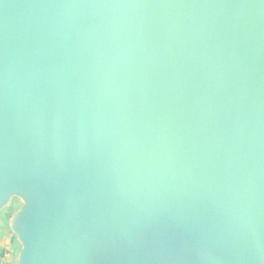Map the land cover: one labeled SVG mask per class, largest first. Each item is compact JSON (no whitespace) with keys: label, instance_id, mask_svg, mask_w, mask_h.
<instances>
[{"label":"water","instance_id":"95a60500","mask_svg":"<svg viewBox=\"0 0 264 264\" xmlns=\"http://www.w3.org/2000/svg\"><path fill=\"white\" fill-rule=\"evenodd\" d=\"M5 211L14 264H264V0H0Z\"/></svg>","mask_w":264,"mask_h":264},{"label":"crops","instance_id":"0c3cea01","mask_svg":"<svg viewBox=\"0 0 264 264\" xmlns=\"http://www.w3.org/2000/svg\"><path fill=\"white\" fill-rule=\"evenodd\" d=\"M20 250V244L12 233L6 217H0V263L14 264Z\"/></svg>","mask_w":264,"mask_h":264},{"label":"rangeland","instance_id":"374dc122","mask_svg":"<svg viewBox=\"0 0 264 264\" xmlns=\"http://www.w3.org/2000/svg\"><path fill=\"white\" fill-rule=\"evenodd\" d=\"M21 205H22V202L19 199H15L12 201L7 211L12 213L13 211L17 210ZM3 215L5 217L6 211L3 212V214H1L0 216H3Z\"/></svg>","mask_w":264,"mask_h":264},{"label":"trees","instance_id":"16d2710c","mask_svg":"<svg viewBox=\"0 0 264 264\" xmlns=\"http://www.w3.org/2000/svg\"><path fill=\"white\" fill-rule=\"evenodd\" d=\"M0 264H2V263H0Z\"/></svg>","mask_w":264,"mask_h":264}]
</instances>
